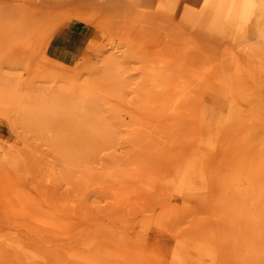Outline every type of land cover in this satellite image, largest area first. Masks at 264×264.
Here are the masks:
<instances>
[{
  "label": "rangeland",
  "instance_id": "374dc122",
  "mask_svg": "<svg viewBox=\"0 0 264 264\" xmlns=\"http://www.w3.org/2000/svg\"><path fill=\"white\" fill-rule=\"evenodd\" d=\"M0 264H264V0H0Z\"/></svg>",
  "mask_w": 264,
  "mask_h": 264
},
{
  "label": "crops",
  "instance_id": "0c3cea01",
  "mask_svg": "<svg viewBox=\"0 0 264 264\" xmlns=\"http://www.w3.org/2000/svg\"><path fill=\"white\" fill-rule=\"evenodd\" d=\"M84 43V36L79 30L61 26L50 37L47 52L58 61L72 64L81 56Z\"/></svg>",
  "mask_w": 264,
  "mask_h": 264
}]
</instances>
